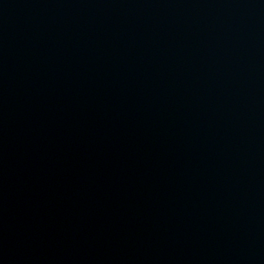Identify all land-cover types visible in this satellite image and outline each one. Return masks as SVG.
Masks as SVG:
<instances>
[{
	"label": "water",
	"instance_id": "1",
	"mask_svg": "<svg viewBox=\"0 0 264 264\" xmlns=\"http://www.w3.org/2000/svg\"><path fill=\"white\" fill-rule=\"evenodd\" d=\"M0 264H264V0H0Z\"/></svg>",
	"mask_w": 264,
	"mask_h": 264
}]
</instances>
